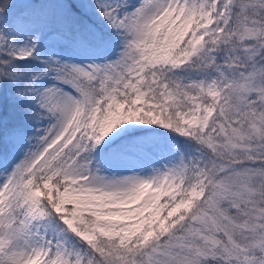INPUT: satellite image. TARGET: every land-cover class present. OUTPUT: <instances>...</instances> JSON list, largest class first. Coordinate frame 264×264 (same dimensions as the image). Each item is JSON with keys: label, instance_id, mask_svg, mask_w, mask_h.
<instances>
[{"label": "snow or ice", "instance_id": "6c2138e0", "mask_svg": "<svg viewBox=\"0 0 264 264\" xmlns=\"http://www.w3.org/2000/svg\"><path fill=\"white\" fill-rule=\"evenodd\" d=\"M0 264H264V0H0Z\"/></svg>", "mask_w": 264, "mask_h": 264}]
</instances>
